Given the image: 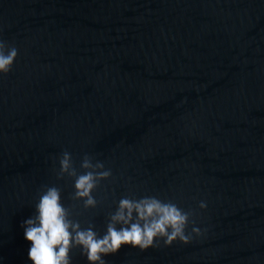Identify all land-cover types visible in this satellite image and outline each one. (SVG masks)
<instances>
[{"label": "water", "instance_id": "1", "mask_svg": "<svg viewBox=\"0 0 264 264\" xmlns=\"http://www.w3.org/2000/svg\"><path fill=\"white\" fill-rule=\"evenodd\" d=\"M0 39L18 49L0 75L3 264H30L20 221L48 186L99 232L145 195L202 230L106 264H264V0H0ZM64 151L77 175L110 170L94 207L59 171Z\"/></svg>", "mask_w": 264, "mask_h": 264}, {"label": "clouds", "instance_id": "2", "mask_svg": "<svg viewBox=\"0 0 264 264\" xmlns=\"http://www.w3.org/2000/svg\"><path fill=\"white\" fill-rule=\"evenodd\" d=\"M18 55L14 45L0 39V75H6ZM59 171L75 176L72 187L74 198L83 201L84 207H94L96 200L92 190L97 180L108 177L110 170L86 171L77 175L71 167V154L64 151L58 159ZM85 169H103L101 163L92 165L85 158L81 162ZM206 202L198 203L200 209ZM191 210L185 211L175 202L157 196L145 195L137 199L122 196L114 211L110 213L102 232L89 224L82 227L79 220L71 218L69 209L61 201L60 189L46 187L33 204V213L20 221L23 239L28 242L26 257L30 264H73L72 249H79L86 264H106L105 257L116 254L122 246L143 251L157 247L162 242L169 246L174 241L187 244L193 234L199 236L201 228L189 224ZM0 264L3 258L0 257Z\"/></svg>", "mask_w": 264, "mask_h": 264}]
</instances>
